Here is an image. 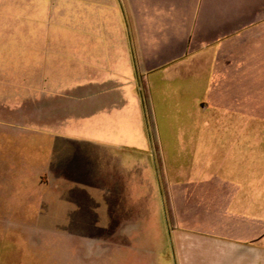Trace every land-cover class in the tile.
<instances>
[{
	"label": "crops",
	"instance_id": "obj_1",
	"mask_svg": "<svg viewBox=\"0 0 264 264\" xmlns=\"http://www.w3.org/2000/svg\"><path fill=\"white\" fill-rule=\"evenodd\" d=\"M8 1L19 0H0V4ZM95 1L106 5L102 17L115 21L117 32L110 29L100 47L85 50L83 111L92 124L86 129L91 136L84 139L90 142L84 154L110 166L96 187L80 188V193L94 202L92 223L100 227L109 199L117 198L123 205L126 198L136 201V206L117 210L114 236L98 241H155L154 211L139 201L146 194L150 199V192L140 183L143 179L148 186L153 179L156 185V162L162 158L167 164L164 135L172 128L180 168L174 174L168 171L165 181L170 207L177 212L181 208L185 232L180 240L211 241L214 235L229 232L222 210L236 208L237 199L252 197L253 176L246 166L251 146L222 144L215 136L221 127L206 128L198 119L253 116V71L264 70V59H258L259 66L254 62L260 52L254 51L253 39L264 37V0ZM189 75L193 77L187 80ZM149 118L159 153L154 150ZM0 133L13 143L11 129L0 124ZM18 138L16 146L21 143ZM238 147L245 155L243 175L236 170ZM8 148L0 155V224L28 230L27 222H12L10 216L23 214L28 205L29 163L11 145ZM59 160L54 154L55 166ZM121 168L128 176L121 177ZM38 172L47 174L48 181L38 184L52 183L55 200L71 190L72 181L62 178L61 169ZM131 186L134 193L127 191ZM217 249L213 264H264L263 249L251 243L232 239ZM68 258L85 264H147L139 255L103 251Z\"/></svg>",
	"mask_w": 264,
	"mask_h": 264
},
{
	"label": "rangeland",
	"instance_id": "obj_2",
	"mask_svg": "<svg viewBox=\"0 0 264 264\" xmlns=\"http://www.w3.org/2000/svg\"><path fill=\"white\" fill-rule=\"evenodd\" d=\"M105 9V4L95 0H19L0 4V124L11 129L14 137L12 143L7 134L0 133V155L11 145L29 163L28 205L23 214L10 216L12 222H27L29 229L10 226L8 222L0 224V264H85L68 257L101 251L139 255L147 264H213L217 246L232 239L254 244L264 252V70L260 69L253 71L252 117L198 119L206 128L221 127L215 136H220L222 144L251 146L246 166L247 173L253 176L252 197L237 199L236 208L231 206L226 212L222 208V221L231 227L229 232L222 231L211 241L180 240V234L185 232L179 216L181 208L177 212L170 207L165 181L168 171L174 174L180 168L173 133L176 129L172 128L164 135L167 164L162 158L156 162V185L153 179L147 183L149 187L143 179L140 183L144 191L150 192V199L146 194L139 201L147 202L154 211L155 241H98L116 233L118 209L136 206V201L131 203L127 198L124 205L117 198L109 199L105 223L100 227L92 223L96 217L94 202L80 193V188L96 187L97 179L110 166L84 154L90 144L84 139L91 136L86 129L92 124L83 111L85 50L100 47L110 29L117 32L116 22L102 17ZM253 48L260 52L259 58H254L259 66L264 59L263 35L254 37ZM192 77L189 75L187 80ZM149 119L154 150L159 153L154 122ZM16 137L21 142L18 146ZM239 147L236 170L243 175L245 155ZM56 153L60 160L55 166ZM60 169L62 178L72 181L71 190L55 200L52 183L38 184L48 181L47 174L38 171L51 174ZM122 170L121 177L128 176ZM127 191L134 193V188Z\"/></svg>",
	"mask_w": 264,
	"mask_h": 264
}]
</instances>
